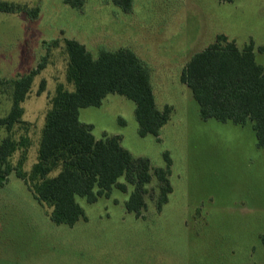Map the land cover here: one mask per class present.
<instances>
[{
    "label": "rangeland",
    "instance_id": "obj_1",
    "mask_svg": "<svg viewBox=\"0 0 264 264\" xmlns=\"http://www.w3.org/2000/svg\"><path fill=\"white\" fill-rule=\"evenodd\" d=\"M36 10L0 11V117L12 104V82L35 69L22 107V123L12 138L28 140L22 170L36 161L40 131L58 84L65 79L64 40L100 50L128 48L149 68L157 109L171 107L168 121L140 137L135 104L107 95L98 107L79 110L96 139L118 136L132 157L146 158L151 183L146 210L136 218L125 210L133 186L113 188L108 198L77 202L85 219L69 227L51 222L48 208L33 198L15 171L0 187V264H264V147L251 124L201 119L190 89L180 82L187 61L214 42L217 34L241 50L253 43L255 62L264 68V0H133L123 12L111 0H0ZM45 90L38 94L40 82ZM8 135L0 126V143ZM170 158L172 192L161 211L153 171ZM21 158L16 151L11 168ZM119 182H124L123 178Z\"/></svg>",
    "mask_w": 264,
    "mask_h": 264
},
{
    "label": "trees",
    "instance_id": "obj_2",
    "mask_svg": "<svg viewBox=\"0 0 264 264\" xmlns=\"http://www.w3.org/2000/svg\"><path fill=\"white\" fill-rule=\"evenodd\" d=\"M123 12L129 13L133 0H111ZM231 3L234 0H216ZM71 7H79L82 0H64ZM0 11L7 13L28 10L26 6L0 3ZM67 62L66 82L73 90L58 84L50 99L37 148L36 161L28 172L22 170L28 140L12 138L15 125L22 123V104L31 89L34 76L45 66V58L27 74L12 82V104L6 116L0 117V126L8 135L0 143V187L6 177L15 171L33 198L48 208L53 224L73 226L85 219L77 202L87 203L108 198L113 188L125 193L133 186L125 210L136 218L146 210V186L151 183L150 164L146 158H135L120 145L118 136L103 135L96 139L92 126L79 120V110L98 107L109 94H116L135 104L134 115L138 135H152L168 121L172 109H157L150 83L148 66L130 49L100 50L94 57L81 43L65 39ZM263 51L264 48H258ZM180 82L191 91L199 107L201 119L251 124L258 147H264V68L255 62L253 43L239 50L233 40L217 35L214 42L195 53L185 64ZM45 90V81L39 84L38 94ZM21 158L11 168L9 159L16 151ZM166 168L153 171L158 182L159 195L156 211H161L172 192L169 182L170 158L164 153ZM124 182H119L120 179Z\"/></svg>",
    "mask_w": 264,
    "mask_h": 264
},
{
    "label": "crops",
    "instance_id": "obj_3",
    "mask_svg": "<svg viewBox=\"0 0 264 264\" xmlns=\"http://www.w3.org/2000/svg\"><path fill=\"white\" fill-rule=\"evenodd\" d=\"M217 35H220V34H217ZM216 38V37H215ZM215 40V39H214Z\"/></svg>",
    "mask_w": 264,
    "mask_h": 264
}]
</instances>
